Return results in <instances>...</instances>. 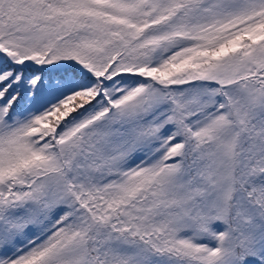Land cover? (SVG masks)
<instances>
[{
    "label": "snow or ice",
    "instance_id": "6c2138e0",
    "mask_svg": "<svg viewBox=\"0 0 264 264\" xmlns=\"http://www.w3.org/2000/svg\"><path fill=\"white\" fill-rule=\"evenodd\" d=\"M0 264H264V0H0Z\"/></svg>",
    "mask_w": 264,
    "mask_h": 264
}]
</instances>
